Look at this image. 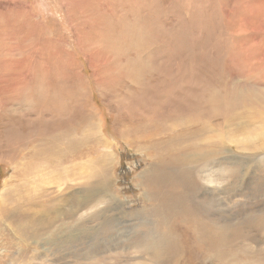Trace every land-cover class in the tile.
I'll list each match as a JSON object with an SVG mask.
<instances>
[{
	"label": "rangeland",
	"instance_id": "obj_1",
	"mask_svg": "<svg viewBox=\"0 0 264 264\" xmlns=\"http://www.w3.org/2000/svg\"><path fill=\"white\" fill-rule=\"evenodd\" d=\"M112 6L114 23L101 24L98 13ZM123 19L144 20L155 33L191 30L185 41L196 44L173 46L167 56L165 68L176 74L170 91L181 86V93L216 97L197 113L205 124L186 129L188 137L173 154L199 186L189 214L175 205L187 221L173 214L167 195L148 186V164L154 174L151 160L170 152L154 148L156 142L138 141L135 147L117 133L119 116L110 97L139 89L127 77L116 82L113 94L99 89L107 85L97 79L100 56L117 41ZM100 34L111 37L98 44L99 52L90 38ZM133 57L131 50L116 52L121 64ZM134 62L132 70L140 71L143 92H149L161 79L147 64ZM180 68L193 77L190 83ZM80 79L94 117L78 126L74 116L73 126L48 131L32 151L50 147L52 134L62 148L68 142L63 134L74 126L95 129L98 138H87L79 149H61L47 163L17 157L19 171L0 160V264H179L164 259V247L184 222L200 240L193 259L198 264H264V0H0V158L4 137L24 133L34 118L28 114L34 81L68 91ZM53 109L42 114L43 123L55 119ZM154 194L160 212L152 211Z\"/></svg>",
	"mask_w": 264,
	"mask_h": 264
},
{
	"label": "bare ground",
	"instance_id": "obj_2",
	"mask_svg": "<svg viewBox=\"0 0 264 264\" xmlns=\"http://www.w3.org/2000/svg\"><path fill=\"white\" fill-rule=\"evenodd\" d=\"M152 9L153 6L149 5V10L152 11ZM98 15L100 18L104 19V22L101 21V24L109 26L114 23L112 20V17L114 15L113 6L111 8L101 9ZM194 27L196 28V26H193V28ZM201 30L202 29H198V31ZM190 31L182 34L174 33L171 30L166 32L155 33L147 29V23L144 20H121L118 23V30L116 32L117 41L111 46V48L105 53V55L100 56L104 58V62L100 59L101 61L99 63L101 64H99L100 66L98 68L100 71V75L97 78L103 83L104 81H106L105 83L107 84L99 89L105 92L107 90H110L111 94H113L114 85L119 79L127 77L135 81L134 82L130 80L137 86V89H139V91L127 90L123 95L119 96L117 94H114L110 97V101L113 104L116 112L118 113L117 116H119L117 124L119 130L117 133L119 137L125 142L135 144H132L135 147H137L136 143L140 145V143L147 142L151 145L152 142H156L154 148H157L158 150L167 149L170 152L168 157H162V159H158L157 161L151 160L157 166V170L154 174L153 172H151L152 169L148 164V186H150V188L153 189L155 193L167 195V200L172 201L171 205L168 207L171 209L174 215H178L176 211L177 208L175 206L176 204H180L182 210H186L187 214H189V202H192L190 205L194 204V196L198 191L199 186L191 171L184 167L180 156L178 155L174 158L173 154L175 153L176 156V153L179 152L177 146L186 137H188V135L185 134L186 129L194 126L198 127L199 124H205L204 122H199L201 119L199 115H197V113L199 112L198 114H201V109L206 108L208 105H210V103L214 105L213 103L216 99V97L214 96L206 97L196 93H181V86L175 89L174 91H170V87L173 84H171V82H168L170 79H174L176 77V74L175 71L171 73L165 68L166 64L168 63L166 59L167 56H170L169 51L172 49L173 46H178L181 43L196 44L193 41H185L187 39H190V37H185L190 36ZM110 37L111 35L107 36L104 34H100L91 38L88 36L87 38L93 40L90 42L91 45L93 47L98 48L99 51L98 44L101 45V42L103 40H107ZM153 44L157 45L155 54L161 59L160 61H157L155 59V54L153 51H150L148 54H145V51L149 49V47ZM91 45L89 46L92 48ZM125 49L133 51L134 57L132 59H126V62L121 64L120 61H118L120 58H117L118 60L116 59V52L121 54L125 51ZM142 53H144L146 56H141ZM146 58H148V60H145ZM134 61H141L147 64L145 68L147 70H150L151 72H154V75L158 77V80L161 79L160 81L155 82L156 84L153 87H150L149 92H143V85L145 83L142 84L140 71H137L138 73H134L132 70L133 65L136 64ZM158 62L162 63L158 64ZM180 69L182 71L181 76L185 78V84L190 83L193 77L187 78L186 68ZM33 83L34 85L31 84L30 94L28 95V98L30 99V102L28 104V114L34 115V118L31 120L33 123H27L28 125L24 133L11 132L8 133V135L6 136L7 138L4 137L3 139L6 142V152H4V156L0 158V160H7L8 162L13 163L15 171H19L18 167L16 166L17 157L22 156L24 158L29 156V163L31 164L36 163L37 160L42 163H47L50 162L55 155H58L61 149L66 151L70 149L73 150L76 148L79 149L80 145H82L87 138L93 136H95V138H98L95 129L88 131L85 129V127L84 129H79L77 126H74L72 130L73 133L63 134L65 138H68V142L62 148L61 145H58L57 140L55 143V138L52 134V140H50L52 142L50 147L47 146L48 148L39 152L32 151L33 147L37 146L35 145V143L42 142V136L48 131L56 133V131L58 132L60 130H66L68 126H73V123L75 121L73 119L74 116H77L76 119H78V126L80 122L81 124L85 123V119L88 115H90L92 118L94 117L93 111L90 110L88 107V101L84 102L83 100V96H86L83 80H77V87L75 86V88L73 89L69 88L68 91H63L61 88L59 91L56 84H51V86L54 88L53 92L51 91V86L46 85V83L42 80H36ZM56 90L60 92L58 93V95L60 94V96L54 95ZM86 91L88 95V87H86ZM113 97H118L119 99L114 102ZM50 107H55L53 111L51 110V113L54 114L55 119L49 123H43L41 120V116L42 114L49 112ZM22 121L27 120L22 119ZM190 130L191 129H189V131ZM193 130H195V128ZM56 138H58L57 135ZM221 163L223 162H219V167L221 166ZM215 171L221 172L222 170L218 168ZM154 196L155 200H152V211L160 212L161 208L159 209L156 203L155 194ZM196 207L199 208V206ZM178 209H180V207ZM196 213L199 214L198 212ZM196 213L192 214V216H194ZM201 215L202 214H200V216ZM178 217L180 218L179 221H187L186 218H188V216H184V214L182 213H179ZM187 224L189 225V223ZM195 224H197V222ZM164 225L166 226L165 223ZM181 227L182 228H180L175 238L169 241L162 238L163 241H168L166 242V245L164 247L166 254L164 255V259H176L179 264H198L199 261L193 259L194 255L198 254L197 249L201 247L200 245H198L197 248V244H201L200 240L198 239V236L195 233H191V231H188L185 222L183 226L181 225ZM200 229H203V232L207 234L209 238L212 239L214 242L218 241L219 238L215 235H211L209 229L206 226H201ZM200 229H198L199 234L202 233V231H199ZM203 234L201 236H203ZM166 237L168 238V236ZM160 246H163V243ZM156 252L153 253L158 254ZM199 253L201 252L199 251Z\"/></svg>",
	"mask_w": 264,
	"mask_h": 264
}]
</instances>
